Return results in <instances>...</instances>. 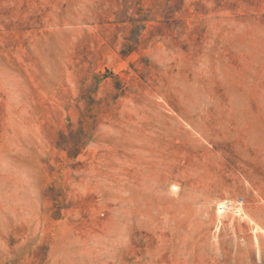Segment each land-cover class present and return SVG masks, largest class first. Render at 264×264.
I'll return each instance as SVG.
<instances>
[{
	"label": "rangeland",
	"instance_id": "rangeland-1",
	"mask_svg": "<svg viewBox=\"0 0 264 264\" xmlns=\"http://www.w3.org/2000/svg\"><path fill=\"white\" fill-rule=\"evenodd\" d=\"M0 264H264V0H0Z\"/></svg>",
	"mask_w": 264,
	"mask_h": 264
},
{
	"label": "bare ground",
	"instance_id": "bare-ground-1",
	"mask_svg": "<svg viewBox=\"0 0 264 264\" xmlns=\"http://www.w3.org/2000/svg\"><path fill=\"white\" fill-rule=\"evenodd\" d=\"M226 208H227L226 201H220L217 203L216 211L218 214H222V213H224ZM240 211H241L240 207H237L235 209L236 213H240Z\"/></svg>",
	"mask_w": 264,
	"mask_h": 264
}]
</instances>
